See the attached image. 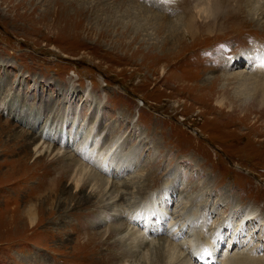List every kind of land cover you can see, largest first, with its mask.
I'll return each mask as SVG.
<instances>
[{
  "label": "rangeland",
  "instance_id": "obj_1",
  "mask_svg": "<svg viewBox=\"0 0 264 264\" xmlns=\"http://www.w3.org/2000/svg\"><path fill=\"white\" fill-rule=\"evenodd\" d=\"M209 1L213 15L202 20L194 0L165 3L186 20L196 16L190 27L197 42L182 36L185 51L167 59L161 51L167 34L156 31L153 17L161 15V1L154 7L144 0H0V264L149 261L129 234L110 232L127 216L119 214L123 201L110 207L107 168L95 170L80 148L75 153L92 127L95 145L82 147L110 149L120 174L142 181L132 231L142 235L150 227L142 222L152 215L158 217L152 229L168 231L169 220L180 219L173 213L182 198L183 212L194 214L195 230L200 225L205 233L195 242L216 244L214 232L222 231L217 256L231 244V255L222 253L230 263L264 264V231L258 230V217L264 222V117L258 119L264 105L243 119L241 108L233 110L240 103L226 98L236 84L224 95L217 90L223 80H211L227 73L264 76V0H242L240 8L238 0ZM236 56V67L220 69ZM81 165L91 173L81 174ZM161 192H170L168 203L159 202ZM244 209L255 211L257 221L233 235ZM121 250L139 256L107 261Z\"/></svg>",
  "mask_w": 264,
  "mask_h": 264
},
{
  "label": "bare ground",
  "instance_id": "obj_2",
  "mask_svg": "<svg viewBox=\"0 0 264 264\" xmlns=\"http://www.w3.org/2000/svg\"><path fill=\"white\" fill-rule=\"evenodd\" d=\"M160 1H161V3L164 4V7H163V9L160 12L161 15L160 14L153 15V17L156 16L155 17L156 26H157L156 27V29H157L156 31L158 33H161V34H167V37L161 42V48H162L161 51L166 52L167 53L166 58L167 57L169 58L168 55L176 54L177 50H178V52L185 51L184 48L186 47V45H184L185 43H183V41H182V36L184 38H186L187 35H190L189 40L193 39V43L196 42V39L194 38L196 31L193 30L190 27V24H193L190 21L193 19V21L195 22L194 19L196 18V16L199 17V20L204 19V17H205V19H209L213 15V13L211 14V12L208 10L210 7H212V4H211V2L209 0H206V1L194 0L196 2V5L193 7V9L195 10L193 12L196 13L195 14L196 16L192 15L193 17L190 20L188 19L189 20L188 21V20H186L187 17L186 18L184 16L182 17V15L179 17L176 14V12H175L174 7H173V9H171L169 6L165 5V3H167V2L174 3L176 0H144L145 3L149 2L154 7H156L155 5H157L155 3H160ZM241 2H242V0H238L239 8H240ZM204 5H206L207 8H205ZM157 8H158V6H157ZM143 10H144V8H143ZM157 10H159V9H157ZM144 12H146V11H144ZM142 13L143 12H141V15H142ZM146 13L143 14V15H146ZM151 16H152V14H151ZM169 16L174 17V19H169L168 18ZM221 21H223V24H224V22L225 21L227 22L228 19L227 20H222V18H221ZM199 25H200V27L202 26L201 23H199ZM208 26H210V24H208ZM194 51L195 50L192 49V51H190V52L192 53ZM259 57L264 61V55H261ZM236 58L237 59L234 60L235 62L232 63V66H230L228 64H226V65L221 64L220 65V67H221L220 69L224 68L223 70L225 71V69L229 70V69H232V67H234V66L236 67L240 63L239 57L236 56ZM161 59H165V56L162 57ZM262 68H263V71H264V67H262ZM247 77L248 76H240L239 77L238 74H231V73L230 74L227 73V76L224 75L223 77H222V75L219 76V77L218 76L217 77H211L212 81L216 80L217 82H219V81L221 82L223 80V82H224L223 86L224 87L223 88L219 87L220 89L217 88V90L223 91L224 95H226L225 89H226V87L228 85H231L232 83L236 84V86H234L235 89H233V90H235L234 93L227 95L226 98H228L232 102L238 101L240 103V104L236 105L235 107H233V110L237 109V108H241V110L244 113L242 115L243 119H246V117L248 116L247 114L251 110H253L254 108H256L258 106L262 107L264 105V87H263L264 86V76H258L257 74H255V76H250L249 78H250L251 83H252L251 85L249 84L250 80ZM251 77L252 78L261 79V80L254 81ZM229 81H231V82L228 83ZM204 82H207V80H204ZM222 99H224V98L222 97ZM3 106H4V109H5L6 108L5 104ZM262 117H264V111L263 110H262V114H260V117L258 119H260ZM19 122L23 123L24 121L20 119ZM24 123H25V126H29L30 128H35V124L31 125L27 121H25ZM92 128H94V127H92ZM92 128H90V131L86 132L85 135L78 142V144L76 145L77 148L75 149V153L77 154V150H78V148H80L81 152H83V155L85 157H87V158L92 160V158H94L96 156L95 157V163L92 162L91 160H89V163H93V167L95 168V170H98V171L99 170H103L104 167H106L107 169H104L105 171H107L106 173L107 174H109V173L111 174L112 181L110 182L109 179H108V181L105 180V182L107 183V186L110 185L109 189L112 188V190H113V191L110 190L111 193L113 194V197H111L109 199V200H112V204L110 205V207H112V206L118 207V205H116L118 201H123L125 203V205L123 203L122 207H121V208H125V209H121L122 211H120V212L118 210H115V211L116 212L118 211L120 215H124L125 214V216H127L126 217L127 222L125 224H123V225L121 224L120 227H118V228L117 227L112 228L110 232L116 233V234H121L122 232H126L127 234H129L128 240H131V241H133V243H135L134 247L139 250L138 252H140V250H143L144 251V255H146L147 252L151 255L149 257V261H147V262L144 261L145 262L144 264H181V263H186L187 264V262H190L191 259L194 260L193 262H191V264H195L194 262H195V259H196L197 256H199V263H197V264H218V263L219 264H232V263H230V259H225L223 257V256H230L231 255V250H232V247L230 246L231 244H228L225 247L224 253L222 252L223 256H222V253H220L223 259L221 258L219 260V257H221V256H219V255L217 256V251H218L217 250V248H218L217 247V242H218V238L221 237L222 234H223L222 231L218 232V233H216V231L214 232V234L217 235V237L216 236L213 237V240H211V242H214V241L216 242L217 241L216 244L212 245L209 242L205 243L204 241H203L204 243L203 242L197 243L199 241V236L205 235V233L203 231H201V230H203V227H201L200 225H199V231L195 230L196 229V225L193 222L195 220L192 218L194 216V214H190L189 212H185V211L183 212V209H182L181 206L186 205L187 202H185L182 198L177 201V203H179L180 205L175 207V210H174V213H173L176 217H179L180 219L175 220V218L172 217L169 220V222H168V225H169L168 231L169 232L166 231L161 226L157 227L156 229H152V228H155L153 226L154 224H153V220L152 219L153 218H157L158 219V217H156V215H152L150 218H147V219L145 218L143 220L142 224L144 225L146 223L147 224L149 223L150 227H148V229L146 228L147 230H145L142 235L140 234V229H138V228L134 227L135 231H132V229L130 228V225H133L132 223H134V221H135V218H136V216L138 214V210L141 208L139 205H136L135 194L136 195L137 194L141 195L139 193L142 190V187H141L142 185H140V184H142L141 183L142 181L137 180L138 182L136 181L137 182L136 183V182L132 181L130 176H126L127 174L126 175L120 174V172H121V170L119 171V166L120 165H113L112 164L113 163V159H110V160L108 159L109 158L108 153H110V151H111L110 149L104 150L103 152H100V150H98V147L97 148L96 147H91V145H90V147H85V146L82 147L84 144H86L89 141H91L92 144L95 143L94 142V137L90 136ZM39 139H40L39 136L37 138L36 137L32 138L33 142H35V140L37 141V143H35V144H38V142H40ZM117 142L118 141H116V143ZM116 143L113 145V147L116 146ZM32 144L34 145V143H32ZM35 148H36V146H35ZM114 151H118V150H116V148H115ZM101 153H102V155L99 158H97V156L100 155ZM130 155H131V153H130ZM129 158H130V156H129ZM127 163L131 164V158L127 159ZM81 166H83V165H81ZM86 169H87V167L83 166L81 168V174L87 175V174L91 173V172H89L88 169L87 170ZM87 172H89V173H87ZM95 174H96V172H95ZM87 177H89V176H87ZM137 177H139V176L132 177V178L136 179ZM119 178H121V179L123 178V180L121 181ZM101 180H104V178H102ZM82 183H83V181H82ZM79 184L77 182V187H78ZM114 194H115V196H114ZM162 199L165 200V203H168L169 202L168 199H170V192H166V193L163 192L159 196V202L162 201ZM116 212H114V213L116 214ZM161 212L163 213L162 216H164L165 215L164 214L165 213V209H162ZM242 212H243V214H242L241 219L240 220L237 219L238 221L235 224V229H234L233 235H235L237 230L240 229V226L248 225V223L253 222L258 217L255 214V211H253L252 209H250V210L244 209ZM115 214L111 216L112 219L113 218H117L118 215L115 216ZM258 220H259L258 230L261 229V231L263 232L264 231L263 218H259L258 217ZM227 224L225 222V224L223 226H226ZM203 226H204V223H203ZM223 226H221V227H223ZM256 229H257V226H256ZM217 231H218V229H217ZM253 234H255V233H252V231H250V238H249L250 241L254 237ZM192 237H194V238H192ZM98 239H101V238H98ZM118 240H120V239H118ZM91 241H93V239H91ZM195 241H197V242H195ZM81 246L83 247V245H81ZM92 248H93V246H92ZM203 248H206V250H202ZM229 248L231 249L230 251H229ZM188 249L191 252H193L192 255L191 254H188V255L185 254V251L188 250ZM81 250H82V248H81ZM82 252H80V253H82ZM93 253H95V252L93 251ZM135 253L136 252L133 251L132 254H129V253L125 252V250H121V253H119V255H117L115 253L109 254V258L107 259V261H111L113 259L114 261L116 260L117 262L121 263L125 257H133V258L136 257L137 255L135 256ZM202 253H204V258H201ZM252 253H254V252L252 251ZM110 255H111V257H110ZM174 255L176 256L177 260H176L175 263L174 262L171 263V261L173 260V256ZM95 256H96V254H95ZM233 256H234V254H233ZM83 258L85 259V257H83ZM87 258H89V257H87ZM238 260H242V259L239 258ZM244 260H245V257H244ZM173 261H175V260H173ZM79 262H82V261H79ZM114 263H116V262H114ZM131 264H134V263L132 262Z\"/></svg>",
  "mask_w": 264,
  "mask_h": 264
},
{
  "label": "snow or ice",
  "instance_id": "obj_3",
  "mask_svg": "<svg viewBox=\"0 0 264 264\" xmlns=\"http://www.w3.org/2000/svg\"><path fill=\"white\" fill-rule=\"evenodd\" d=\"M261 66L264 67V61L261 62Z\"/></svg>",
  "mask_w": 264,
  "mask_h": 264
}]
</instances>
